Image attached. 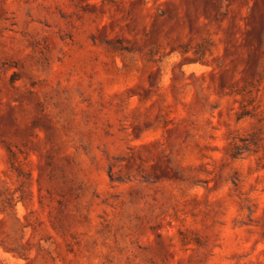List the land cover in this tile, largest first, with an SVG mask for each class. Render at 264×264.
Instances as JSON below:
<instances>
[{"label": "rangeland", "instance_id": "obj_1", "mask_svg": "<svg viewBox=\"0 0 264 264\" xmlns=\"http://www.w3.org/2000/svg\"><path fill=\"white\" fill-rule=\"evenodd\" d=\"M0 264H264V0H0Z\"/></svg>", "mask_w": 264, "mask_h": 264}]
</instances>
